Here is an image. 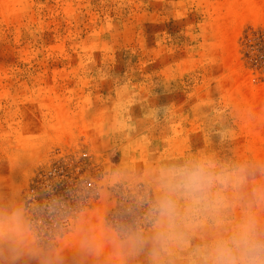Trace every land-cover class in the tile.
<instances>
[{
	"label": "rangeland",
	"instance_id": "rangeland-1",
	"mask_svg": "<svg viewBox=\"0 0 264 264\" xmlns=\"http://www.w3.org/2000/svg\"><path fill=\"white\" fill-rule=\"evenodd\" d=\"M194 159L225 204L161 241ZM245 213L264 236V0H0V264H202Z\"/></svg>",
	"mask_w": 264,
	"mask_h": 264
},
{
	"label": "clouds",
	"instance_id": "clouds-1",
	"mask_svg": "<svg viewBox=\"0 0 264 264\" xmlns=\"http://www.w3.org/2000/svg\"><path fill=\"white\" fill-rule=\"evenodd\" d=\"M160 181L162 194L154 205V212L157 223L166 224V230L158 233V239L164 241L185 220L215 212L224 205V192L232 175L218 170L211 160L194 159L164 170ZM180 198L186 202L183 215L178 210ZM201 258L202 264H264V236L258 233L254 218L245 213L232 234L206 246Z\"/></svg>",
	"mask_w": 264,
	"mask_h": 264
}]
</instances>
